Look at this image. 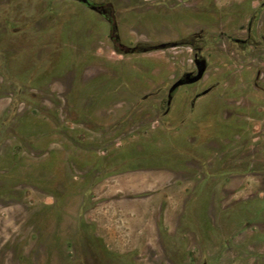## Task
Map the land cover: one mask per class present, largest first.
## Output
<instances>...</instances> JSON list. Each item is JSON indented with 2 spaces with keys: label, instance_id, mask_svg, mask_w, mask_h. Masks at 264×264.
<instances>
[{
  "label": "rangeland",
  "instance_id": "obj_1",
  "mask_svg": "<svg viewBox=\"0 0 264 264\" xmlns=\"http://www.w3.org/2000/svg\"><path fill=\"white\" fill-rule=\"evenodd\" d=\"M89 1L0 0V264H264V0Z\"/></svg>",
  "mask_w": 264,
  "mask_h": 264
},
{
  "label": "flooded vegetation",
  "instance_id": "obj_2",
  "mask_svg": "<svg viewBox=\"0 0 264 264\" xmlns=\"http://www.w3.org/2000/svg\"><path fill=\"white\" fill-rule=\"evenodd\" d=\"M78 3H80V4H82L84 7H86V8H88V9H90L91 11H93V9H91L90 7H89V0H76ZM91 3V2H90ZM93 3V2H92ZM93 12H95V13H97V14H99V15H101L103 18H105L104 16H103V14H108V15H110V11L109 10H106V9H103V8H100V9H98V12H100V13H98V12H96V11H93ZM102 13V14H101ZM113 15V14H112ZM106 20V19H105ZM107 21V20H106ZM116 28H117V25H116ZM250 28H248L247 30L248 31H250L249 30ZM108 38H109V40L112 42V44L117 48V50L118 49H120L121 48V46H122V43H121V41H120V38H119V35H118V33H117V38H118V41L117 42H113V39L111 38V33H110V26H109V34H108ZM249 38H250V36H249ZM235 42H237V43H240V44H242V45H245V44H247L248 43V40H235ZM186 42H184V41H182L180 44H185ZM188 44V43H187ZM262 44V47H264V42L263 43H261ZM189 45V44H188ZM131 49V48H130ZM122 52H124V49H122ZM126 54H133V53H126ZM264 56V55H263ZM196 57V56H195ZM263 61V60H262ZM204 61L203 60H201V59H198V58H195L194 59V64H195V67H196V69H197V65H201L202 63H203ZM205 63V62H204ZM189 74H191V75H193L192 73H187V74H184V76H183V78L182 79H180V80H182L183 81V83H182V85L183 84H186V82H185V78H186V76H188ZM203 76V75H202ZM202 78V77H201ZM200 78V79H201ZM199 79V80H200ZM198 80V81H199ZM198 81H196V82H198ZM205 94V92L204 93H202L200 96H202V95H204ZM200 96H197V98L198 97H200ZM256 105V107H255V117L257 118V116L260 114V108L258 107V103H256L255 104ZM251 119H254V116H251ZM249 124H253V123H250L249 122ZM246 125H248V124H246ZM261 135V134H260ZM258 137V136H257ZM262 136H259L258 138H256V140H255V142L257 143V144H259V146L258 147H262L263 146V138H261Z\"/></svg>",
  "mask_w": 264,
  "mask_h": 264
},
{
  "label": "trees",
  "instance_id": "obj_3",
  "mask_svg": "<svg viewBox=\"0 0 264 264\" xmlns=\"http://www.w3.org/2000/svg\"><path fill=\"white\" fill-rule=\"evenodd\" d=\"M88 5L91 9H93V11H96V12H98V9H100V8H103V9L110 11V15L105 13V14H103V16L105 17V19L107 20V22L110 26V33H111V38L113 39V42H117L118 38H117L116 21L112 15V11H111L110 7L98 5V4H95L92 2L91 3L89 2ZM98 13H100V12H98ZM172 45H174V44H172ZM155 49H156V47H154V46L138 44V45L132 47L128 53H145V52H149V51H152ZM117 53L124 54V52H120V51H117Z\"/></svg>",
  "mask_w": 264,
  "mask_h": 264
},
{
  "label": "water",
  "instance_id": "obj_4",
  "mask_svg": "<svg viewBox=\"0 0 264 264\" xmlns=\"http://www.w3.org/2000/svg\"><path fill=\"white\" fill-rule=\"evenodd\" d=\"M164 47H165L164 44H160V45L157 46L156 48H164ZM129 51H130V48H125V49H124V53H128ZM197 66H198V67H197V72H196L195 75H191V74H189L188 76H186V78H185V82H186V83H193V82H196V81H198V80L202 77V75H203V73H204V71H205V63L203 62L200 66H199V65H197ZM182 83H183L182 80H178L176 83H174V84L172 85L170 91H172L173 89H175L176 87H178V86L181 85Z\"/></svg>",
  "mask_w": 264,
  "mask_h": 264
}]
</instances>
